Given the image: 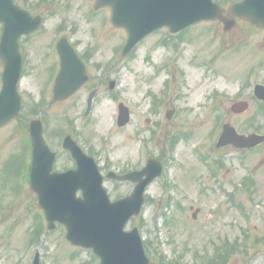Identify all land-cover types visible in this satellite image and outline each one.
<instances>
[{
    "label": "rangeland",
    "instance_id": "rangeland-1",
    "mask_svg": "<svg viewBox=\"0 0 264 264\" xmlns=\"http://www.w3.org/2000/svg\"><path fill=\"white\" fill-rule=\"evenodd\" d=\"M219 1L224 5L228 2ZM70 3V7L58 9L56 15L45 21L40 30L44 32L41 42H54L58 30L68 25L69 16L81 26L76 35L79 38L89 37L85 31H101L107 37L103 56V62L106 61L122 44L123 30L110 25L107 10L102 13L107 17L102 26L100 19H93L95 0ZM83 17L89 21L85 23ZM185 32L177 49L156 45L160 33L149 36L137 50L135 60H129L118 72L121 84L117 98L108 89V80L113 78L109 76L90 121L82 118L73 123L67 119V111L74 113V106L67 104L70 102L50 105L42 114L45 136L54 143L56 130L69 133L77 125L79 140L87 151L97 154L103 171L139 167L149 156L163 161L162 176L146 189L142 212L127 224V228L138 225L142 229L151 264H175L170 261L176 258L182 264H200L212 255L215 246L228 240L241 241L243 246L231 254L226 264H264V146L245 162L239 160L242 151L230 146L215 147L224 123L234 125L239 132L253 130L251 122L264 128V119L248 118L259 110V105L244 86L249 81L264 79V29L257 30L240 20L229 31H224L219 22H202ZM145 52L149 60L145 59ZM1 70L0 61V73ZM46 75V71L34 72L21 81L23 114L30 118H35L47 105V96L50 99L51 86L44 84ZM160 92L162 99L167 100V109L175 108L170 118L163 109H157L155 114L150 112L153 95ZM86 93L83 90L79 94ZM240 100H246L247 110H232ZM119 101L125 102L132 112V119L123 127L116 125ZM29 143L27 126L22 125L20 118L0 127V264H31L36 249L40 252V264H98L89 249L73 246L65 239L63 226L45 232L42 210L35 203L36 195L25 175L30 160ZM17 156H22L23 167L20 160L10 166ZM69 164L61 153L57 166ZM247 167L254 168L260 182L258 191L250 194L246 192L248 185H243L250 182L243 181ZM105 185L113 198L132 188L129 183L109 180ZM196 208L200 210L193 218ZM244 209L251 220L247 228L239 215ZM161 213L170 215L166 224L160 216L155 220ZM37 228L41 230L38 232ZM154 247L169 260L160 262L158 254L153 253Z\"/></svg>",
    "mask_w": 264,
    "mask_h": 264
},
{
    "label": "water",
    "instance_id": "water-1",
    "mask_svg": "<svg viewBox=\"0 0 264 264\" xmlns=\"http://www.w3.org/2000/svg\"><path fill=\"white\" fill-rule=\"evenodd\" d=\"M107 4L113 11V23L127 28L129 32L123 55L128 53L142 34L151 29L152 24L160 21L176 26V30L196 18V20L203 17L223 19L221 9L211 0H97L96 5ZM154 7L155 14L151 12ZM258 8L264 11V2L243 0L234 4L231 12L236 17H246L251 22L258 23L260 15L255 12V9L259 10ZM22 13L12 0H0V22L3 23L0 59L4 63L0 91V125L11 120L20 109V97L17 92L20 70L17 38L37 25V21L32 22ZM152 15L157 17L151 18ZM224 23L228 28L233 25L234 19L224 20ZM61 54L64 56L65 52ZM65 65L66 62L63 61L62 71L66 68ZM61 80L60 74L53 87L55 98L67 95L68 88L60 85ZM82 80L84 79H80ZM77 86L70 87V91ZM262 93L259 90L257 96L264 99ZM118 123L123 124L120 117ZM29 134L32 143L30 187L37 194V203L43 209L47 228H54L56 221L64 224L66 238L72 244L92 248L100 257V264H147L137 229L123 232L122 228L133 213H138L146 185L160 174L159 164L150 160L140 171L123 176L113 175L118 179L135 181L136 186L130 196L111 202L102 187V177L91 158L85 156L74 144L66 141L65 147L71 150L78 162V168L54 173L52 165L55 155L42 137L39 120L30 121ZM262 140L264 136L238 135L233 127L225 125L217 146L228 143L252 146ZM143 174H147L148 177L142 178ZM79 189L82 190L81 198L75 196ZM34 264H38L37 258Z\"/></svg>",
    "mask_w": 264,
    "mask_h": 264
},
{
    "label": "flooded vegetation",
    "instance_id": "flooded-vegetation-1",
    "mask_svg": "<svg viewBox=\"0 0 264 264\" xmlns=\"http://www.w3.org/2000/svg\"><path fill=\"white\" fill-rule=\"evenodd\" d=\"M16 4L20 8L26 10L31 16L41 15L42 17V25L39 27V29L27 34L25 37L19 40V50L22 56L21 57L22 58L21 81L25 75L30 76L34 72H37V74L39 73L45 74V71H46L47 75H46L44 84L45 86L50 84V86L52 87L54 83V79L60 68V60H59V55L56 49V43L61 37L63 36L66 37L68 42L74 48L79 59L84 64L85 72H86V79L83 82V84L73 94H71L68 98L64 100L52 101L51 90L49 93L50 99H49V96H47L46 98L49 100V106L54 103L61 102V101L70 102L67 104L69 105L72 104L74 106L73 107L74 113L71 114L70 111H67L68 113L67 119L72 120L73 123L76 122L77 119H81L80 118L81 114L84 116V118L90 116L93 113L94 108L96 107L99 101L98 99L100 95L104 93V91L102 90V87H104V84L109 78V76L113 75V78H115L117 73L119 72V69L124 66L123 64H119L117 62L109 63L110 58L117 52L119 45L115 48V52L106 61L103 62V56L106 55V51H107V48L104 47V40L107 41V37H103L101 31H93L89 33L85 31L84 33L86 35H89V37H87L88 39L84 37L79 38L76 35L78 34L81 26L75 23V20H72L69 16H66V18L68 19L67 21L68 25L66 24L64 29L58 30L59 35L54 40V42H52V39H50L48 36L50 40L45 42L46 43L45 44L44 41L41 42L42 34L44 32H40V30L44 26L45 21L49 17L56 15L58 12V9L65 10L66 8L70 7L71 6L70 0H16ZM92 12L95 15L93 19H96V18L100 19V25L102 26L105 23L104 22L105 18H107V17L104 18L102 13L103 12L105 13L106 10L104 8H95L94 10H92ZM225 14H226V11H225ZM88 19L86 17H83V20H85L84 21L85 23L89 21ZM161 30L164 34L163 37L169 36L165 28L159 29V31ZM159 31L153 32L149 35H153L155 33H158ZM147 38H149V36H147ZM142 41L139 42L138 45L134 48V50L131 52L129 56L131 61H134L135 58L137 57V50L143 43ZM40 42H41V46H39ZM160 43L161 42L159 41L156 43V45ZM115 44L111 46L110 54L113 51ZM34 56L38 58L39 60L38 61L35 60ZM83 90H86L87 93L84 96H80L79 93ZM91 92H93L94 94L92 106H91L90 112L86 115L85 114L86 99H87V96ZM260 102H263V106H264V101H260ZM153 109L154 108H152V104H151L150 110L152 111ZM248 118L249 119L264 118V110L249 114ZM54 135H55L54 137L55 142L53 143L51 138L50 140H48V142L51 148L54 151H56V154H57L56 169L64 170V169L73 167V164H72L73 160L71 159L69 152L61 149L60 147L61 140L57 138L56 134ZM69 135L79 145H81L79 138H78L79 133L74 132L72 129L71 131H69ZM241 151L243 152L242 153V155L244 156L243 161L245 162L248 159V157H250L249 155L251 153L248 150H241ZM61 153H64L66 155L70 164L66 167L59 168L57 164L59 163V155ZM263 168H264V164H263ZM243 177H244V180H243L244 182L250 180V182L248 183H256V182L260 183L258 181V176L256 175L254 168L252 167L246 168V174Z\"/></svg>",
    "mask_w": 264,
    "mask_h": 264
}]
</instances>
